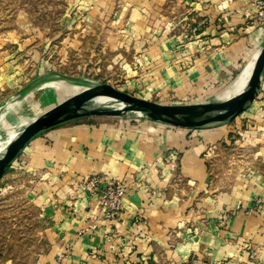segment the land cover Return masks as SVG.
I'll list each match as a JSON object with an SVG mask.
<instances>
[{
	"label": "crops",
	"instance_id": "obj_1",
	"mask_svg": "<svg viewBox=\"0 0 264 264\" xmlns=\"http://www.w3.org/2000/svg\"><path fill=\"white\" fill-rule=\"evenodd\" d=\"M208 26L213 27L206 22L198 30L207 34ZM258 28L261 47L264 28ZM222 39L224 32L211 42ZM237 48L226 51L228 62L219 54L211 64L235 66L242 61ZM203 69L196 65L186 74L171 66L158 73L170 90L178 87L172 98H224L227 92L210 98L214 77ZM199 85L207 87L205 93ZM262 90L261 77L254 100L228 122L185 128L140 117L90 116L32 137L16 157L41 176V195L48 197L42 201L45 246L35 264H264ZM56 95V103L68 97ZM23 107L10 112L20 113V120L27 113ZM226 148L239 153L218 158ZM94 173L118 178L127 188L115 219L97 218L93 229L81 231L84 218L98 213V197L73 188L72 181Z\"/></svg>",
	"mask_w": 264,
	"mask_h": 264
},
{
	"label": "rangeland",
	"instance_id": "obj_2",
	"mask_svg": "<svg viewBox=\"0 0 264 264\" xmlns=\"http://www.w3.org/2000/svg\"><path fill=\"white\" fill-rule=\"evenodd\" d=\"M251 2L0 0V149L26 122L53 106L56 94L60 100L61 95L70 96L97 82L155 101L190 103L198 98H172L178 87H166L158 71L173 66L187 74L199 65L204 76L214 77L210 98L232 90L260 48L259 25L251 9L246 13ZM206 11L212 14L207 16ZM206 22L213 25L207 27V34L198 30ZM234 31L237 37L232 39ZM223 32L224 39L211 42L212 36ZM236 48L242 61L235 66L211 64L219 54L228 62L226 51ZM262 86L264 90V71ZM196 87L200 93L207 90L203 85ZM12 101L18 102L8 103ZM19 104L27 112L20 120V113L10 112ZM229 149L218 153V158L226 160L239 153ZM27 167L16 157L0 178V264H35L45 246L41 234L47 220L42 201L48 197L41 195V176L31 174Z\"/></svg>",
	"mask_w": 264,
	"mask_h": 264
},
{
	"label": "water",
	"instance_id": "obj_3",
	"mask_svg": "<svg viewBox=\"0 0 264 264\" xmlns=\"http://www.w3.org/2000/svg\"><path fill=\"white\" fill-rule=\"evenodd\" d=\"M264 71V42L252 61L244 85L231 96L196 103H162L136 96L107 82H97L36 115L26 123L0 152V178L6 167L39 132L77 118L90 116H128L196 128L228 122L256 97ZM63 78L80 80L61 74ZM110 105V106H109Z\"/></svg>",
	"mask_w": 264,
	"mask_h": 264
},
{
	"label": "built area",
	"instance_id": "obj_4",
	"mask_svg": "<svg viewBox=\"0 0 264 264\" xmlns=\"http://www.w3.org/2000/svg\"><path fill=\"white\" fill-rule=\"evenodd\" d=\"M250 9L254 16V22L264 28V0H252L246 10L247 14L250 13ZM72 184L73 188L82 191L86 190L98 197V213L84 218L86 226L81 231L93 229L97 218L115 219L119 215L122 207V198L127 188V184L124 181L94 173L84 177H73ZM259 200L260 197L256 198L255 201L259 202ZM226 217L227 214H224L221 219L225 220Z\"/></svg>",
	"mask_w": 264,
	"mask_h": 264
},
{
	"label": "bare ground",
	"instance_id": "obj_5",
	"mask_svg": "<svg viewBox=\"0 0 264 264\" xmlns=\"http://www.w3.org/2000/svg\"><path fill=\"white\" fill-rule=\"evenodd\" d=\"M257 54V53H256ZM256 56V55H255ZM254 56V57H255ZM254 59V58H253ZM253 61V60H252ZM252 63V62H251ZM248 70H249V68L247 67L245 70H244V72H243V74H242V76L240 77V80H239V82H238V84L237 85H234V87L232 88V90H230V91H228L227 93H226V97H228V96H231V95H233L234 93H236L237 91H239L240 89H241V87L244 85V82H245V80H246V77H247V74H248ZM69 95V94H68ZM225 97V98H226ZM110 106V105H109ZM27 123V122H26ZM25 123V124H26ZM24 124V125H25ZM7 132V131H6ZM5 134V133H4ZM11 138V136L8 138V139H10ZM3 149H0V152L2 151Z\"/></svg>",
	"mask_w": 264,
	"mask_h": 264
}]
</instances>
